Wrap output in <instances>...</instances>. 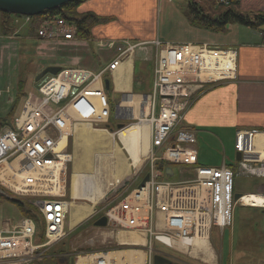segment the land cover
<instances>
[{
    "label": "built area",
    "instance_id": "obj_1",
    "mask_svg": "<svg viewBox=\"0 0 264 264\" xmlns=\"http://www.w3.org/2000/svg\"><path fill=\"white\" fill-rule=\"evenodd\" d=\"M36 36L71 40L75 26L59 17L44 19ZM96 43L113 50L108 63L96 69L66 66L45 75L36 92L27 94L13 118V127L0 130V185L15 195L34 197V206L44 221L42 242L35 241L36 225L30 217L1 229L0 264H42L46 250L67 235L70 202L65 199V182L72 161L67 139L79 124L103 126L108 122L111 108L104 80L124 58L148 44L156 50L152 86L139 119L149 129L148 179L105 211L112 230L128 236L133 233L136 239L127 236L118 240L122 248L117 251L77 253L73 264H78L80 256L87 257L81 264H154L155 255L167 260L162 264H196L186 261L185 256L212 264L196 251L203 248L196 240H204L205 249L212 254L211 227L223 230L231 226L236 202L264 207V203H245V194L233 202L235 175L264 178V139L258 141V130H239L233 150L240 158L234 156L230 165L204 166L197 163L194 131L179 128L178 123L193 93L204 85L237 78V51L230 46L161 42L158 38L150 42L99 39ZM158 162L188 166L193 175L170 180ZM155 242L170 247L180 257L155 250Z\"/></svg>",
    "mask_w": 264,
    "mask_h": 264
},
{
    "label": "crops",
    "instance_id": "obj_2",
    "mask_svg": "<svg viewBox=\"0 0 264 264\" xmlns=\"http://www.w3.org/2000/svg\"><path fill=\"white\" fill-rule=\"evenodd\" d=\"M158 4V0H88L81 4L78 10L92 11L97 15L109 17L106 22L92 28V44H96L95 41L99 39H128L133 42H150L155 38L160 40L155 31V14ZM238 8L242 12L264 11V0H238ZM19 21L20 18L14 19V22L17 24ZM184 23L188 37L179 39L180 41L178 39L165 38L164 41L172 43L182 41L205 42L234 47L237 51V78L204 86L193 93L189 99L188 106L180 116L179 126L190 128L195 132L196 150L198 149V139H201L202 142H208L210 145L213 144L216 150L218 145H220L223 156L225 146L233 144L235 133L239 130H259L261 133L257 135V139L258 141H262L264 139V27L255 30L247 26L240 27L235 24L229 25L225 32L218 33L194 27L186 19ZM18 25L20 26V24ZM10 38V35H0V56L1 53L7 55V50L11 44ZM81 41L85 44L89 43V41ZM81 41L73 39L58 42L74 46L81 43ZM155 51V47L150 44L141 46L133 55L124 58L113 73L108 74L109 88L106 89V94L111 108L108 122L101 129L93 128L86 124H79L73 136L68 138L71 154H75L80 146L88 147L90 142H117L115 134L118 137V132L124 125L122 120L124 118L136 119L143 115L145 104L143 102L139 103L140 98H137V96L144 98L143 95H147L151 91ZM110 59L111 57L103 65L108 63ZM70 62L74 63L76 61ZM136 62L140 63L138 74L136 73ZM8 90L9 88H6L4 91ZM4 91L0 89V96H2ZM12 103L13 100L9 98L4 102H0V118L5 117L11 109ZM136 104L138 105V109L134 106ZM118 141L121 142L120 139ZM84 142H89V145H86ZM148 145L149 137L147 147ZM197 163L204 165L202 164L198 150ZM223 163L226 165L231 164L226 163L225 157L223 158ZM88 169H90V166H88ZM180 170L179 175L184 177L172 180H185L193 175L192 169L188 166H184ZM126 172L127 170H123L122 174H120V178H118L120 182H123L122 180L127 176ZM145 175L146 169L142 167L139 173H136L131 179L133 185L129 189L140 184ZM168 175L171 178L173 177V169ZM71 181L67 191L70 200L83 199L95 203L97 197L101 196L102 186L99 176L94 175L93 177L91 174H86L81 178V185L80 179L78 185L73 183V176L71 177ZM112 183L110 182L109 185ZM94 185H99L98 192H94ZM127 191L121 192L118 195H123ZM262 191L252 193H264ZM94 194H96L95 199L92 198ZM71 205V214L66 225L68 230L77 229L81 222L92 218L97 213L95 211L97 207L94 204L72 202ZM10 224L8 221H4L0 230L10 226ZM60 252L65 255L70 254L63 251ZM71 252L74 251L72 250ZM56 258L59 259L60 256H56ZM61 264L63 263L61 262Z\"/></svg>",
    "mask_w": 264,
    "mask_h": 264
},
{
    "label": "rangeland",
    "instance_id": "obj_3",
    "mask_svg": "<svg viewBox=\"0 0 264 264\" xmlns=\"http://www.w3.org/2000/svg\"><path fill=\"white\" fill-rule=\"evenodd\" d=\"M190 1L194 0H158V9L155 14V31L161 42H166L164 41L165 38L179 40L188 37L184 27L185 18L183 19V14L185 6H187ZM195 1L200 4L210 3V0ZM214 2L215 5H220L219 0H215ZM227 5L224 7L227 8ZM219 7L220 6H216L214 10L218 11ZM209 14H211V12H209ZM18 24H20V29L16 35H11V44L9 49L7 48V55L1 53L0 56V89L4 91L6 88H9L8 91H4L2 96H0V102L6 101L7 98L14 100L16 84L18 78L21 76H23L24 79L26 78L24 92L35 93V76L48 64H54L60 67L84 66L95 69L96 67L103 66L112 55V50L110 49L104 50L103 47L95 46L96 44L92 43L91 45H89V43L85 44L81 40H78L81 41V43L74 46L61 44L58 40H33L25 35V20L20 18ZM237 26L242 27L243 25L237 24ZM228 27L229 26H227V28ZM74 60L76 62H70ZM139 69L140 63L136 62L137 74ZM137 98L141 99L139 96H137ZM135 100L137 99L135 98ZM143 103L145 104V100ZM134 106L137 108L138 105L136 104ZM141 117L142 115L136 119L124 118L122 120L124 124L123 127L134 122H139ZM7 123L6 125L8 127H13L11 121H7ZM91 127L101 129L103 126ZM115 140L117 142H90V145L89 142H84L89 146H80L77 152L72 154V161L68 166L65 182V199L70 202L67 221L71 214L72 202L94 204L97 207V209H95L97 213L92 218H88L81 222L77 229L68 230L66 228L67 235L46 250V257L42 264H61V257L58 259L55 255H52L51 252H54V254L55 252L56 254L60 253V251L71 253L73 250L76 253L78 251L83 253L87 251L98 252L119 249L120 246L116 242V239L119 238L118 235L120 236L122 234L117 233L116 230H111L108 226H94L93 222L102 216L105 210L114 205V202H116V199L119 197L118 194L129 190L133 185L131 179L136 173H139L140 169H142L147 162V155L145 152L147 151V143L143 142L146 147L142 148L140 142L143 140L139 139L138 159L137 162L133 164L132 158L129 157V153L123 148L122 142L118 141L116 134ZM69 145L70 142L66 144L67 151H69ZM197 146L198 154L204 165H221L224 157L227 164L234 161L235 153L233 144L227 147L225 146L224 156L220 145H218L216 150L213 144L210 145L208 142H202L201 139H198ZM88 166H90V169H88ZM170 166L174 171V175L171 179L184 177L179 175L180 169L184 168V166L172 163ZM75 170L80 171V185L81 178L86 174H91L93 177L94 175L99 176L102 193L101 196L97 197L95 203L83 199L73 201L68 198L67 191L72 182L71 177ZM123 170H127L125 173L127 176L124 177L125 174L123 175V182H120L118 186L114 188L110 186V182L120 178V174H122ZM263 184L264 178H255L240 174L235 175L233 179V202L237 200V198L234 197L235 194L242 195L245 193L262 191L264 188ZM98 188L99 185H94V192ZM7 191L8 190L5 188L2 189L0 186V228L4 221L11 223V226L21 219L18 205L10 202L8 199H15L18 200V202L22 201L34 206V197L28 195H14ZM95 195L96 194L93 195V199H95ZM248 198H250V196ZM14 221L15 223H13ZM210 235L211 245L213 247L212 254L210 253L212 250H208L210 252H207L205 248L195 250L203 255V259L210 261L212 264L214 260L216 264H264V207L242 205L236 202L233 208L231 226H227L222 230L220 227L213 225ZM153 247L155 250L170 257H180V254L160 242H155ZM185 257L188 262L198 263L197 261L199 259L197 258H192L190 256Z\"/></svg>",
    "mask_w": 264,
    "mask_h": 264
},
{
    "label": "trees",
    "instance_id": "obj_4",
    "mask_svg": "<svg viewBox=\"0 0 264 264\" xmlns=\"http://www.w3.org/2000/svg\"><path fill=\"white\" fill-rule=\"evenodd\" d=\"M86 1L88 0H75L60 8L45 11L40 15L30 16L26 23V37L39 40L36 35L41 22L44 19L59 17L71 22L75 26L76 39L89 41V45H91V39L93 37L92 28L100 23L106 22L109 17L97 15L92 11H79L78 7ZM214 1L215 0H210V3L204 4L197 3L195 0L190 1L184 10L186 21L194 27L218 33L225 32L227 26L235 24L247 26L255 30L264 27V11L242 12L238 8V0H228L227 8L224 7L225 5H223V3L215 5ZM216 6H220L218 11L214 10ZM209 12H211V14H209ZM19 17L23 16L0 12V35H16L20 26L14 22V19ZM25 81L26 78L24 79L23 76L18 78L12 107L4 118H0V129L8 124L7 121L12 122L13 117L19 112L27 94L24 92ZM36 84L37 82H35V85ZM165 165L168 164L163 162L157 163L159 168H164ZM8 200L18 205L21 217H30L33 219L36 225L35 240L36 242H42L44 240V221L37 208L22 201L18 202V200L15 199ZM51 253L56 256L61 254V252L57 254L56 252L55 254L54 252Z\"/></svg>",
    "mask_w": 264,
    "mask_h": 264
},
{
    "label": "water",
    "instance_id": "obj_5",
    "mask_svg": "<svg viewBox=\"0 0 264 264\" xmlns=\"http://www.w3.org/2000/svg\"><path fill=\"white\" fill-rule=\"evenodd\" d=\"M75 0H0V12L16 14L21 16H35L40 15L45 11L54 10L62 7L63 5L73 2ZM60 66L47 65L35 76V81H38L46 73L55 74L59 70ZM105 89L109 88V80H104ZM236 158L239 159V153L236 154ZM167 173H171L170 168H166ZM148 174L144 176L139 185H142L147 180ZM235 198L239 197V194L234 195ZM40 205V203H38ZM95 226H106L107 218L105 215L97 218L94 223ZM165 258L161 256H154V264H162L166 262ZM72 264V260L70 261Z\"/></svg>",
    "mask_w": 264,
    "mask_h": 264
},
{
    "label": "bare ground",
    "instance_id": "obj_6",
    "mask_svg": "<svg viewBox=\"0 0 264 264\" xmlns=\"http://www.w3.org/2000/svg\"><path fill=\"white\" fill-rule=\"evenodd\" d=\"M144 99H145V97L141 98L139 103H142L144 101ZM144 113H145V109L143 111V114ZM129 125L126 126L127 128L123 127V129H121L118 132V139H120V141L123 144L124 149H126V151L129 153V157L132 158L133 164H135L137 162V159H138V148H139V142H140L139 139L143 140L140 143L142 144V148H145L146 145L143 142H146V143L148 142V129H147L146 122L141 121V120H139V122H134V123H131ZM146 150H147V148H146ZM139 160H140V158H139ZM73 173H74L73 174V183L75 185H78L79 179H80V171L75 170V172H73ZM14 186H16V185H14ZM98 191H99V188L95 192H98ZM249 196H250V198H248ZM92 198H93V196H92ZM242 200L245 203L251 202L253 204H258V203L261 204V203H264V195L246 193L245 195H243ZM118 233L122 234L120 236L118 235V237H119V238H117L118 240H122L128 236V234L123 232V231L118 232ZM128 237H129V239H136V236L133 233L131 235H129ZM137 241H140V240H137ZM196 244L200 247H203V248H205V246H206V242L204 240L197 239ZM191 251H192V254L195 253L194 250H191ZM86 258L87 257L80 256L78 258V264H81V262L83 260H85Z\"/></svg>",
    "mask_w": 264,
    "mask_h": 264
}]
</instances>
